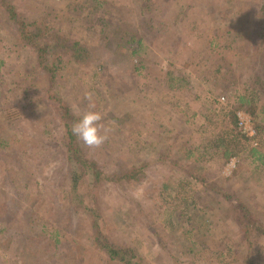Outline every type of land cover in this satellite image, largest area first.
<instances>
[{
	"label": "rangeland",
	"instance_id": "rangeland-1",
	"mask_svg": "<svg viewBox=\"0 0 264 264\" xmlns=\"http://www.w3.org/2000/svg\"><path fill=\"white\" fill-rule=\"evenodd\" d=\"M0 60V264H122L97 232L133 264H264V160L206 149L228 111L264 147V93L235 107L264 79V0H0ZM90 104L107 139L72 133L92 163L76 167L64 122Z\"/></svg>",
	"mask_w": 264,
	"mask_h": 264
},
{
	"label": "trees",
	"instance_id": "trees-1",
	"mask_svg": "<svg viewBox=\"0 0 264 264\" xmlns=\"http://www.w3.org/2000/svg\"><path fill=\"white\" fill-rule=\"evenodd\" d=\"M97 2V1H96ZM7 10L8 12H10V16L12 17L11 19L18 22L17 20L14 19L15 17V11L13 9L12 6L7 5ZM28 26L27 24L23 23V21H21L20 23V37L24 40H26L29 44L32 45V47H34V51L36 52V56L35 58L38 61V65L42 66L43 69L46 70V67L44 66V61H46V56L49 53V50L52 48V46L48 45V44H42L41 41L38 39L39 37V33L40 30L37 29L36 23L31 26L30 31H27ZM27 31V33H26ZM30 35H32L30 37ZM142 42H143V38H138L135 40V37L133 36L131 38V40H128V45H130V48L127 47V49L131 50V46H133L132 48V52L131 55L132 57H134L135 55H139V51L142 49ZM63 47V46H62ZM77 48V49H76ZM65 50H73L75 51H79L77 52V54H74V58L75 59H81L82 61H86L85 57L87 56V53H89L88 50H85V47H83V45L77 41H74L71 45L66 46L64 48ZM126 49V46L122 48V50ZM56 50V49H55ZM139 50V51H138ZM86 51V53H85ZM3 61L0 60V69L2 68V63ZM47 62V61H46ZM142 67L139 66L138 68L134 67V71H138L140 68ZM144 67V66H143ZM142 67V68H143ZM168 79H171L172 81H175V77H173V74L171 72H169L168 74ZM172 77V78H171ZM182 81V80H181ZM254 83L258 86V90H255L254 92H251L249 95H242L238 97V104H235L238 108V110H244V111H252L254 109V106H250L253 103V100L255 101V99H257V97H259V94H263L264 93V79L257 77V79L255 78ZM172 85L175 86H170V89L173 91H178V86L175 83H172ZM26 91V90H25ZM1 95V92H0ZM264 107V105H263ZM263 111V110H262ZM262 111L257 112V113H262ZM251 114H253V112H251ZM222 123L224 124L223 127H225V129L222 131L221 136L218 135L217 137L215 136L214 139L207 143L206 149L208 147V149H211L212 152L214 153V155L216 154H221L218 155L220 157V159H225L228 160L232 157H236L239 156L240 154L244 153L246 150H249V155L252 156V162H263L264 160V147H258V145H254L252 147H250V149L248 147V145L246 144V142H248L250 139L248 137H246L244 134H241L239 131H237L236 127V122H237V116H236V112H224L222 113ZM64 117H66L68 120L70 119V116L68 115V113H66L64 115ZM226 120L230 121V124L228 122H226ZM65 121V119L63 120ZM70 123H73L72 121L69 120ZM210 122V121H209ZM67 122H64V126L66 127V129L69 130V135L72 134V127L71 124ZM210 124L212 125V127L214 128L215 123L214 122H210ZM256 129L257 132L260 134V130L261 126L260 124L256 125ZM74 137L71 135V141L67 147V153L70 156L71 159H73L74 164L76 165V167H82V168H87V166L92 165L91 162H89V159H87V155H86V151L81 148L79 146V144H76L73 140ZM260 148V149H259ZM198 151V149L195 147L192 150H190L187 153V158L193 157V152ZM125 179H129L128 173L124 172L123 174ZM75 182V181H74ZM191 203H185V207H189ZM243 208H240V210ZM187 210H185L186 212ZM243 211V210H241ZM243 215V214H242ZM251 220V221H250ZM248 221H250L249 223L253 222L252 219H250V217L248 218ZM257 230L261 231L262 233H264V228L261 226H257L256 228ZM98 235L100 236H96L95 239H100V242L98 241L97 244L100 248H105L106 249V253L108 255V257L111 259V261L113 262H119L122 264H133L131 261V254L130 249L129 248H119L116 245H113V243L107 241L102 234H99V232H97ZM44 235V233H43ZM40 242H43L44 244H50L49 240H42L40 239ZM55 243H58L57 241H55ZM40 244V243H38ZM51 245V244H50ZM53 249H56V246L53 247ZM55 254V253H54Z\"/></svg>",
	"mask_w": 264,
	"mask_h": 264
},
{
	"label": "clouds",
	"instance_id": "clouds-1",
	"mask_svg": "<svg viewBox=\"0 0 264 264\" xmlns=\"http://www.w3.org/2000/svg\"><path fill=\"white\" fill-rule=\"evenodd\" d=\"M94 104H90L89 110L79 114V118L72 125V133L87 146H99L107 139L101 134L100 129L103 119L98 111H94Z\"/></svg>",
	"mask_w": 264,
	"mask_h": 264
},
{
	"label": "built area",
	"instance_id": "built-area-1",
	"mask_svg": "<svg viewBox=\"0 0 264 264\" xmlns=\"http://www.w3.org/2000/svg\"><path fill=\"white\" fill-rule=\"evenodd\" d=\"M240 125H242L241 123H240ZM246 131V130H245ZM247 137L249 136H253L254 135V132L252 131V130H250L248 133H244Z\"/></svg>",
	"mask_w": 264,
	"mask_h": 264
}]
</instances>
